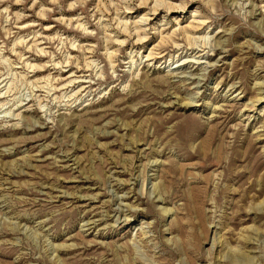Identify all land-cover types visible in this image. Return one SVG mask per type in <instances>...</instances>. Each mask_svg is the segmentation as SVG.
I'll use <instances>...</instances> for the list:
<instances>
[{"label": "rangeland", "instance_id": "1", "mask_svg": "<svg viewBox=\"0 0 264 264\" xmlns=\"http://www.w3.org/2000/svg\"><path fill=\"white\" fill-rule=\"evenodd\" d=\"M0 264H264V0H0Z\"/></svg>", "mask_w": 264, "mask_h": 264}, {"label": "bare ground", "instance_id": "2", "mask_svg": "<svg viewBox=\"0 0 264 264\" xmlns=\"http://www.w3.org/2000/svg\"><path fill=\"white\" fill-rule=\"evenodd\" d=\"M155 7H157V6H154L153 8H155ZM165 7H166V10H167L166 12H170V11H174V10H176V9H177V10L180 9V8L182 9L183 6L180 5V6H178V8H177V6H174V5L170 4V3H169V4L167 3ZM165 7H164V8H165ZM156 11H158V8H155V9L153 10L152 14L155 15ZM144 19H145V18L142 17V18L140 19L139 22L143 23ZM145 21H147V20H145ZM176 21H177V20H176ZM178 21H179V20H178ZM121 22H122V21H121ZM199 23H200V22H199ZM199 23H198V25H197L196 28H200V26L203 25V23H200V24H199ZM189 26H190V25H189ZM124 27H125V26H124ZM183 28H185V27H181V28H179L178 30H183ZM189 28H190V27H189ZM194 28H195V27H194ZM194 28H193V29H194ZM185 30H186V28H185ZM183 31H184V30H183ZM159 34H160V33H159ZM130 38H131V37H130ZM138 41H140V40H138ZM138 41H137V42H138ZM135 42H136V41H135ZM178 48H179V47H178ZM203 57H204V56H203ZM161 58H162V57H161ZM161 58H159V59H161ZM146 59H148L149 61H153V60H155V59H157V58H154V55H153L152 53L149 52V54L146 56ZM196 64H197V63H196ZM69 84H74V85H75L76 83H74V82H69ZM74 85H73V86H74ZM258 101H259V102L262 101V98H260ZM89 225H90V224H89ZM91 225H92V224H91Z\"/></svg>", "mask_w": 264, "mask_h": 264}]
</instances>
